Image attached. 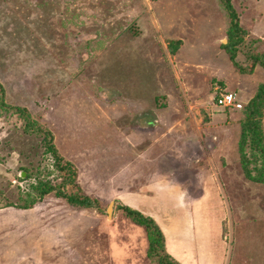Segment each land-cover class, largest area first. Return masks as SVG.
<instances>
[{
	"label": "rangeland",
	"instance_id": "374dc122",
	"mask_svg": "<svg viewBox=\"0 0 264 264\" xmlns=\"http://www.w3.org/2000/svg\"><path fill=\"white\" fill-rule=\"evenodd\" d=\"M231 1L263 52L264 0ZM227 28L220 0H0L6 101L52 136L96 201L51 193L19 207L61 178L43 141L0 117V264H157L118 206L151 218L178 263L264 264V185L243 172L240 114L213 104L221 89L243 105L264 72H239Z\"/></svg>",
	"mask_w": 264,
	"mask_h": 264
},
{
	"label": "trees",
	"instance_id": "16d2710c",
	"mask_svg": "<svg viewBox=\"0 0 264 264\" xmlns=\"http://www.w3.org/2000/svg\"><path fill=\"white\" fill-rule=\"evenodd\" d=\"M220 1L228 17L227 43L223 46V49L228 53L231 62L243 75H251L256 67L264 72V51H254L255 46L257 47L260 41L255 39L246 42V32L241 28L239 16L232 5V1ZM171 43H169V52L175 54L179 41L175 42V46H172L173 44ZM240 53L243 54L247 63L244 67L236 60ZM222 109L238 111L240 114V138L237 152L242 163L247 167L243 168V172L247 171L246 174L252 182L264 185V131L261 121L264 115V76L262 82L258 84L255 93L246 103H243L241 109ZM4 115H11L20 120L24 133L40 138L43 141L47 152L54 158L57 177L61 178L60 183H56V185L47 180L38 181L33 186L35 197L29 203L23 202L22 206L19 207L30 209L41 199L52 193L70 206L82 209L94 208L96 201L91 200L81 192L77 185L74 167L70 162L64 161L58 156L52 136L38 127V122L33 119L25 108L7 103L5 88L0 83V117ZM150 124L153 125L154 121L150 122ZM247 151L250 153L249 156ZM251 169L254 174L250 173L252 172ZM96 207H99L97 203ZM118 209L123 212L126 219L145 230L148 242L147 256L149 258L155 259L157 264H181L167 253L164 235L151 218L127 207L118 206ZM98 211H101V209Z\"/></svg>",
	"mask_w": 264,
	"mask_h": 264
},
{
	"label": "built area",
	"instance_id": "2783aa9c",
	"mask_svg": "<svg viewBox=\"0 0 264 264\" xmlns=\"http://www.w3.org/2000/svg\"><path fill=\"white\" fill-rule=\"evenodd\" d=\"M213 104L219 108H229L239 110L242 104L237 101L233 93L226 92L225 90L217 89L215 90L213 96Z\"/></svg>",
	"mask_w": 264,
	"mask_h": 264
},
{
	"label": "water",
	"instance_id": "95a60500",
	"mask_svg": "<svg viewBox=\"0 0 264 264\" xmlns=\"http://www.w3.org/2000/svg\"><path fill=\"white\" fill-rule=\"evenodd\" d=\"M23 177H24V175H23V174H21V178H23ZM112 205H113V203H111V204L108 206V208H107V214H108V215H110V214H111Z\"/></svg>",
	"mask_w": 264,
	"mask_h": 264
}]
</instances>
